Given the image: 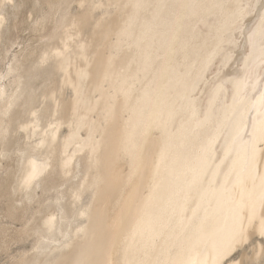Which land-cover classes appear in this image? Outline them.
<instances>
[{"label": "bare ground", "instance_id": "bare-ground-1", "mask_svg": "<svg viewBox=\"0 0 264 264\" xmlns=\"http://www.w3.org/2000/svg\"><path fill=\"white\" fill-rule=\"evenodd\" d=\"M22 14L0 70L21 223L0 237L34 238L14 264H264V0H0V63Z\"/></svg>", "mask_w": 264, "mask_h": 264}, {"label": "rangeland", "instance_id": "rangeland-1", "mask_svg": "<svg viewBox=\"0 0 264 264\" xmlns=\"http://www.w3.org/2000/svg\"><path fill=\"white\" fill-rule=\"evenodd\" d=\"M28 16H29V14H26V16H25V14H22L20 16L21 20L17 21L16 26H15L14 31H13V36H11L12 37V42H11L12 47L10 48V53H9L10 55L8 56L7 61L5 60V61H2L0 63V70L5 71L7 69L8 64H9V59L12 58V56L15 52L19 51V49L21 47V43L26 42V40L30 37L31 33H30V31L25 29V24H24V20ZM1 202L2 203L0 204V227H1L0 229H2L4 227H6V228L8 227V228H10V231H12L11 230L12 228H13V231H15L16 229L19 230L21 228V225H20L21 223L13 222L12 220H9V218L8 219L6 218V216H5L6 215V213H5V211H6L5 205L6 204L3 200ZM3 208L5 209V211L3 210ZM10 223H13L14 225L13 224L11 225ZM4 225H7V226H4ZM14 227H15V229H14ZM12 233L13 232H11L9 234L12 235ZM12 236L9 237L7 234L6 238L0 237V245H2L5 241V242H7V246L9 247V248H7L6 246H4L5 248L0 251V264H14L16 262L17 258L21 254L25 253L26 251H30V249L33 245L34 238H29V239H26V240L18 243L16 241H14V242L12 241V238L14 237V236L13 237ZM7 240H11L10 242H12V243H10ZM9 243H10V245H9ZM4 250H6V251H4ZM239 255H240V252H236L232 256V259L238 258Z\"/></svg>", "mask_w": 264, "mask_h": 264}]
</instances>
